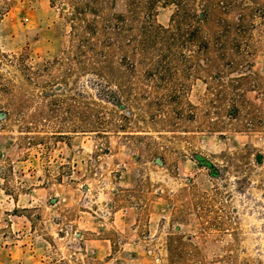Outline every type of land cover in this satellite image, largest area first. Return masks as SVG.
I'll return each mask as SVG.
<instances>
[{
  "label": "rangeland",
  "instance_id": "1",
  "mask_svg": "<svg viewBox=\"0 0 264 264\" xmlns=\"http://www.w3.org/2000/svg\"><path fill=\"white\" fill-rule=\"evenodd\" d=\"M217 11L232 28L246 15L249 53L222 87L185 79L177 123L101 100L70 60L43 87L0 65V264H264V0ZM66 32L49 0H0L4 62L25 49L41 66Z\"/></svg>",
  "mask_w": 264,
  "mask_h": 264
},
{
  "label": "trees",
  "instance_id": "2",
  "mask_svg": "<svg viewBox=\"0 0 264 264\" xmlns=\"http://www.w3.org/2000/svg\"><path fill=\"white\" fill-rule=\"evenodd\" d=\"M116 1L49 0L67 26L68 47L61 50L63 55L34 66L23 49L9 57L1 53L8 62L0 59V65L15 66L25 80L43 87L53 85L51 67H62L70 60L64 72L89 69L101 76L92 81L101 100L129 111L156 109L158 114H149L151 120L177 123L184 119L180 109L194 108L183 101L185 79L205 74L209 89L222 87L223 75L237 71L249 53V21L243 14L239 26L224 24L217 14L223 0H202L200 12L196 0H122L125 10L114 12ZM160 3L173 6L166 25L156 21ZM42 72L47 80H33ZM231 103L236 107L234 100ZM169 109L173 116L168 115ZM194 116L190 114L189 119L195 120ZM93 123L105 124L99 117Z\"/></svg>",
  "mask_w": 264,
  "mask_h": 264
}]
</instances>
